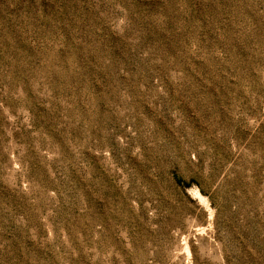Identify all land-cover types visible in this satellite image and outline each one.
Returning a JSON list of instances; mask_svg holds the SVG:
<instances>
[{
	"label": "rangeland",
	"instance_id": "374dc122",
	"mask_svg": "<svg viewBox=\"0 0 264 264\" xmlns=\"http://www.w3.org/2000/svg\"><path fill=\"white\" fill-rule=\"evenodd\" d=\"M0 264H264V0H0Z\"/></svg>",
	"mask_w": 264,
	"mask_h": 264
}]
</instances>
